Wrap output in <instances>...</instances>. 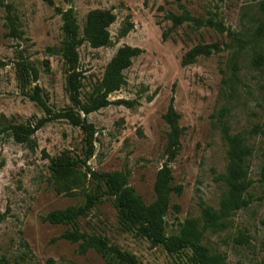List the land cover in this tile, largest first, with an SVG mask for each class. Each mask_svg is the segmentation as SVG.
<instances>
[{
  "label": "rangeland",
  "instance_id": "374dc122",
  "mask_svg": "<svg viewBox=\"0 0 264 264\" xmlns=\"http://www.w3.org/2000/svg\"><path fill=\"white\" fill-rule=\"evenodd\" d=\"M263 1L0 0V123L28 126L46 116L31 99L36 84L54 111H80L67 89L63 53L65 17L73 10L80 27L77 71L83 103L90 102L121 47L140 49L124 71L126 83L109 96L110 104L81 112L97 129L87 166L100 173L123 172L140 199L153 203L158 173L168 159L172 128L165 115L173 105L184 131L169 162L173 181L164 222L167 235L177 234L186 219L201 215L202 207L220 209L229 194L221 179L230 162L227 135L239 134L254 150L248 160L249 186L240 193L228 226L207 231L203 244L229 264H264V64H255L264 55V36H255L264 18L259 9ZM94 9L116 15L106 46L93 47L92 36L85 33ZM173 15L186 20L176 22ZM13 16L19 37L11 35ZM195 48L202 53L185 63ZM23 61L39 73L27 89L18 80ZM32 139L35 147L18 143L11 132L0 136V256L12 264H111L89 245L100 237L144 264H191L192 250L171 254L123 230L114 197L101 195L93 180L73 195L57 191L51 159L70 154L84 160L79 127L63 119L51 121ZM90 192L101 196L87 215L74 223L46 220L54 210L84 205ZM75 230L80 240L63 237Z\"/></svg>",
  "mask_w": 264,
  "mask_h": 264
},
{
  "label": "trees",
  "instance_id": "16d2710c",
  "mask_svg": "<svg viewBox=\"0 0 264 264\" xmlns=\"http://www.w3.org/2000/svg\"><path fill=\"white\" fill-rule=\"evenodd\" d=\"M259 9L264 15V1L259 5ZM172 17L176 22L186 20L184 15H173ZM115 20L116 15L112 10L94 9L89 12L85 33L92 36L91 44L93 47H102L110 43L111 33L109 28ZM16 21V16L11 17V35L19 37ZM132 27L131 24L130 27L124 28L122 35H126ZM79 29L80 27L73 10H69L65 17L64 30L66 39L63 53L68 72L67 89L71 101L80 111L78 112L72 108L54 111L48 102V97L42 94V88L36 84L31 99L44 109L46 116L40 118L34 125L28 126L24 124L4 126L0 123V136L11 132L18 143H28L35 147L37 142L32 139V136L45 124L61 119L69 121L72 125L82 130L85 158L84 160H78L74 159L70 154H63L51 159L53 178L59 193L73 195L77 190L85 189L86 183L89 180H93L92 182H96L97 186L95 189L101 191V195L114 197L119 223L123 230L132 232L137 237L147 238L153 247L161 245L171 254L192 250L191 264H229L225 256L211 253L203 244V239L209 230L213 232L224 230L228 226L227 218L240 205L239 195L249 186L247 180L249 174L248 160L253 155V148L239 134L227 135L230 162L228 173L222 175L221 179L228 184L229 194L222 200L220 209L204 206L199 217H190L185 220L179 233L167 235L164 217L170 208L169 191L173 181L169 162L174 160L177 155L180 146L179 139L184 131L179 124L180 114L171 105L165 115L172 130L167 148L168 159L158 173L155 183L157 198L153 203L146 204L140 199L135 189L128 185L127 177L123 172L100 173L89 168L87 164L94 156L96 149L97 129L86 117H82L81 112L88 114L110 104L109 96L120 90L126 83L124 71L132 65L133 58L140 53V49L130 46L121 47L107 65L103 79L93 91L90 102L85 104L80 97L82 82L77 71L79 62L78 46L81 44ZM255 36H264V18L257 26ZM202 51L197 48L191 50L185 63L193 60ZM255 64L262 66L264 64V55ZM17 71L18 80L23 89H27L31 84L39 80L38 70L30 63H25L24 61L18 63ZM83 166H87L88 169L84 171L82 169ZM177 190L179 193L181 192V188H177ZM101 195L90 192L87 194V200L84 205L54 210L47 216L46 220L52 223H74L78 218L87 215L96 205ZM177 208L179 209V207ZM63 237L76 242L80 240L81 235L78 230H75L71 233H65ZM89 245L103 254L111 264H144L135 255L123 251L115 245L108 244L104 238H94ZM0 264L12 263L7 257L0 256Z\"/></svg>",
  "mask_w": 264,
  "mask_h": 264
}]
</instances>
